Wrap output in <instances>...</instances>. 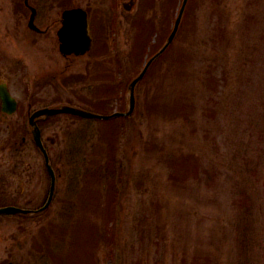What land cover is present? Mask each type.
I'll return each instance as SVG.
<instances>
[{"label": "rangeland", "instance_id": "obj_1", "mask_svg": "<svg viewBox=\"0 0 264 264\" xmlns=\"http://www.w3.org/2000/svg\"><path fill=\"white\" fill-rule=\"evenodd\" d=\"M0 0V264H264V0H188L135 88L129 116L40 121L75 105L124 113L182 0ZM90 11L92 50L64 57L60 12Z\"/></svg>", "mask_w": 264, "mask_h": 264}, {"label": "water", "instance_id": "obj_2", "mask_svg": "<svg viewBox=\"0 0 264 264\" xmlns=\"http://www.w3.org/2000/svg\"><path fill=\"white\" fill-rule=\"evenodd\" d=\"M187 0H183V3L181 5L178 17L175 21L174 24V28L172 33L170 34V36L167 39V42L165 43L164 47L159 51V53H157L149 62L148 65L151 63V61L157 57L159 54H161L166 47L171 43V41L174 38V35L176 33L184 6L186 4ZM33 15H31V21L33 19ZM63 26L60 29L59 32V39L61 42V46L60 48L63 50V53H72L74 52L76 55L79 54H84L87 51H89L90 47H91V38L89 36L88 33V21H87V17H86V13L85 11H83L82 9L79 8H75V9H70V10H65L63 12ZM73 47V48H71ZM71 48V49H69ZM147 65V66H148ZM147 67L141 72V74L132 81V83L130 84L129 90H130V108L128 110L127 113H125V115H128L131 113L132 109H133V105H134V98H133V89L135 84L137 83V81L144 75L145 71H146ZM0 97L4 102L10 103L13 102V100L11 99V97L9 96L8 92L6 90L0 91ZM60 113H68V114H72V115H76L79 117H85V118H99V119H106V118H111L114 116H117L118 114H114L111 116H102V115H96L84 110H80L74 107H69V106H60L58 108H53V109H43L40 110L38 112H36L33 117L39 116V115H44V116H51L54 114H60ZM33 135L34 138L38 144V146L42 149L44 155H45V159L47 162V167L49 170V173L52 177V184H51V194L50 197L48 199L47 204L45 205L48 206V204L51 201V197H52V192L54 189V176H53V172L50 168V166L48 165V161H47V156L45 154V150L43 149L42 143L40 141V132L37 128H35L33 130ZM44 207V208H45ZM43 208V209H44ZM29 211L27 210H23L17 207H4V208H0V214H17V213H28Z\"/></svg>", "mask_w": 264, "mask_h": 264}, {"label": "flooded vegetation", "instance_id": "obj_3", "mask_svg": "<svg viewBox=\"0 0 264 264\" xmlns=\"http://www.w3.org/2000/svg\"><path fill=\"white\" fill-rule=\"evenodd\" d=\"M58 21H59V19H58ZM58 21H57V23H59ZM30 113H31V109H30V106H29V108H28V114H30Z\"/></svg>", "mask_w": 264, "mask_h": 264}]
</instances>
